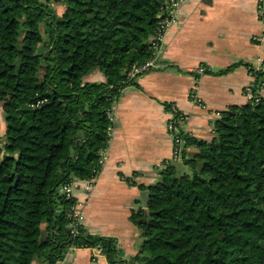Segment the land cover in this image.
<instances>
[{
    "label": "trees",
    "instance_id": "1",
    "mask_svg": "<svg viewBox=\"0 0 264 264\" xmlns=\"http://www.w3.org/2000/svg\"><path fill=\"white\" fill-rule=\"evenodd\" d=\"M165 2L0 0V264H56L73 247L109 264H264V93L220 112L209 140L183 134L182 168L168 160L139 184L145 209L129 220L142 242L129 259L115 238L70 232L74 200L60 187L99 172L107 111L150 58ZM252 75L264 87V73Z\"/></svg>",
    "mask_w": 264,
    "mask_h": 264
},
{
    "label": "crops",
    "instance_id": "2",
    "mask_svg": "<svg viewBox=\"0 0 264 264\" xmlns=\"http://www.w3.org/2000/svg\"><path fill=\"white\" fill-rule=\"evenodd\" d=\"M256 5L257 0H185L166 31L157 67L136 75L120 90L104 163L90 186L79 180L73 195L81 205L82 227L115 238L123 258L134 255L142 242L129 220L132 210L145 209L139 184L158 181L166 161L177 162L171 160L165 127L169 106L182 115L179 126L185 135L209 140L220 112L246 103L249 68L264 48V42L253 40L264 30ZM200 65L208 71L197 72ZM88 78L99 81L102 74ZM191 92L199 104L189 99ZM186 151L193 155L197 149ZM56 264L109 263L98 249L73 247Z\"/></svg>",
    "mask_w": 264,
    "mask_h": 264
},
{
    "label": "built area",
    "instance_id": "3",
    "mask_svg": "<svg viewBox=\"0 0 264 264\" xmlns=\"http://www.w3.org/2000/svg\"><path fill=\"white\" fill-rule=\"evenodd\" d=\"M185 0H166L165 8L163 12L159 15V22L155 29L154 34L149 39V49L151 52L150 58L143 62L140 65L133 64L131 70L127 73V77L132 79L138 74L142 72L154 69L157 67V60L160 52L162 51L165 34L168 27L175 22V12L183 4ZM257 13L259 19L264 24V0H257ZM253 40L264 42V30L258 36H254ZM208 70L206 66L200 65L196 68V71L202 73ZM259 71L264 73V48L261 56H257L254 65L251 67V71H249V75L253 80L252 72ZM254 85L250 82L244 89V94L246 97V101H254L258 102L260 100L261 95L264 93V87L260 85V88L255 89ZM189 99L197 104L200 103V98H198L193 92L189 94ZM170 117L166 122V133L170 137L172 142V151H171V160L182 162L185 153V140L183 138L184 132L181 130L179 126V122L182 120V115L179 110L174 106H169ZM108 117L113 120V107L108 109L107 111ZM106 155V149L102 151L101 157L99 159L100 167L103 165ZM95 177H92L87 181L88 186L92 184ZM79 180L72 179L69 182L63 184L60 187L63 198L65 199H73V203H71L68 211V218L70 219V232L71 234H76L78 229L82 228V210L80 202H78L73 195V190L77 187ZM101 253V252H100Z\"/></svg>",
    "mask_w": 264,
    "mask_h": 264
},
{
    "label": "rangeland",
    "instance_id": "4",
    "mask_svg": "<svg viewBox=\"0 0 264 264\" xmlns=\"http://www.w3.org/2000/svg\"><path fill=\"white\" fill-rule=\"evenodd\" d=\"M51 6L55 8V11L57 12V14L60 15V14L62 13L63 6H62L61 4H57V5H55V3H52ZM41 31H42V34H43V36H44V38H45L46 35H45L44 32H43V31H44V28H43V27L41 28ZM135 78H136V77H133L132 80H134ZM115 101H116V100H114V102H113V104H112L113 106H114V104H115ZM113 106H112V107H113ZM0 124H2L1 126H2V128H3V124H4V122H3V115H2V109H1V108H0ZM2 128H1V130H0L1 134H2L3 131H4ZM129 258H130V257H128L127 259H129ZM59 261H60V260H59ZM59 261H57V262H59ZM57 262H56V263H57Z\"/></svg>",
    "mask_w": 264,
    "mask_h": 264
},
{
    "label": "water",
    "instance_id": "5",
    "mask_svg": "<svg viewBox=\"0 0 264 264\" xmlns=\"http://www.w3.org/2000/svg\"><path fill=\"white\" fill-rule=\"evenodd\" d=\"M158 17H159V16H158ZM174 166H175L176 168H180V169H181V168H182V163L177 161V162H175ZM42 234H43V236H44V235H45V232H43Z\"/></svg>",
    "mask_w": 264,
    "mask_h": 264
}]
</instances>
